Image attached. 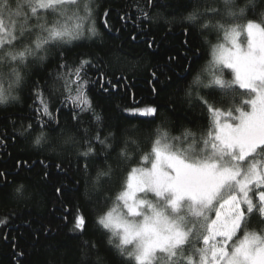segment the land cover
Listing matches in <instances>:
<instances>
[{
	"label": "trees",
	"instance_id": "16d2710c",
	"mask_svg": "<svg viewBox=\"0 0 264 264\" xmlns=\"http://www.w3.org/2000/svg\"><path fill=\"white\" fill-rule=\"evenodd\" d=\"M181 2L160 0V4L172 7L152 8L148 0H78L79 6L65 7L63 15L38 9L41 23L46 17L48 27L56 24L60 29L83 31L84 35L70 42H65L68 40L65 37L56 47L43 44L36 49L35 42L49 40V34L34 29L26 41L32 48L26 65H16L24 77L19 87L13 86L12 94L18 99L0 105V264H135L119 254L114 246L117 241L109 243L112 232L97 222L107 211L119 206L117 197L129 171L150 166L142 165L141 160L151 153L155 141L178 149L187 147L192 143V135L199 140L209 130L213 107L228 110L245 98L239 89L234 98L224 97L218 88L208 87L192 90L191 96L187 94L198 74L205 85L211 80L215 67L213 50L223 41L225 31L216 27L189 28L183 18L192 7L182 8ZM192 2L201 10L205 7L221 10L220 15L204 17L201 23L209 20L227 26L246 25L250 20L264 23L260 15L264 7L253 9L248 0H235V17L225 15L223 0ZM139 9L150 12L152 19H144ZM240 9H244L243 13ZM93 23L98 35L90 37L88 29ZM4 25L6 29L10 27L7 17ZM0 36L7 39L6 32ZM149 43L152 47H148ZM23 47L18 45L17 50ZM45 55L47 59L41 60ZM82 61L95 65L87 67L89 83L85 91L91 107L103 117L102 124L110 126L101 127L102 134L107 135L119 126L129 139L132 156L111 179L102 178L99 190L93 188L97 171L106 170L108 164L116 167L114 160L110 158L106 164L103 156L79 157L77 145L65 144L57 128L58 122L63 135H75L80 140V150H83V130L88 129L90 136L96 134L97 124L91 112L82 111L87 106L78 107L71 99L65 101L66 84L73 90L71 94H76L75 69ZM189 67L190 73L184 71ZM0 72L3 73L0 85L7 92L14 79L12 69L5 64ZM222 75L226 80L232 78L227 69ZM42 104L49 106L51 117L43 115ZM146 108L157 111L151 116L132 114L135 109ZM49 119L56 131L44 129L50 139L36 145L34 138ZM28 125H32L31 135L20 137L19 133ZM17 161H21L19 166ZM21 184L23 198H17L13 193ZM80 216L86 219L83 230L75 228ZM262 228L264 225L254 217L250 230Z\"/></svg>",
	"mask_w": 264,
	"mask_h": 264
},
{
	"label": "snow or ice",
	"instance_id": "6c2138e0",
	"mask_svg": "<svg viewBox=\"0 0 264 264\" xmlns=\"http://www.w3.org/2000/svg\"><path fill=\"white\" fill-rule=\"evenodd\" d=\"M223 3L225 15L235 17V0H223ZM248 3L253 9L264 7V0H248ZM148 4L152 8L172 7L160 4V0H148ZM70 5L78 7V0H0V33L7 34V39L0 36V68L9 65L14 77L7 92L0 85V105L18 99L12 94L13 86L19 87L24 77L16 65H26L32 52L26 41L30 40L34 29L46 30L52 42L38 40L36 49H41L43 44L56 47L65 37L68 38L65 42L83 37V31L67 27L60 29L56 24L48 27L46 17L41 23L38 9L63 15L62 9ZM180 7H192L183 18L189 28L223 29L228 40L226 46L221 45L213 51L215 67L209 83L203 84L198 74L189 85L187 94L191 96L192 90L208 87L218 88L224 97L234 98L239 89L243 90L240 94L245 98L228 110L213 107L209 130L199 140L192 135V143L187 147L178 149L166 142L155 141L151 153L141 160L142 165L150 166L132 168L117 197V203L122 202L126 211L116 214L114 207L97 222L104 229L111 230L109 243L117 241L114 246L119 254L134 260L135 264H264V228L250 230L254 217L264 225V23L251 20L246 26H227L219 21L212 24L211 20L201 23L202 18L220 15L221 10L215 7L201 10L198 5H193L192 0H182ZM243 11L240 9V13ZM88 12L90 15L91 9ZM139 12L144 19H152L150 12L143 9ZM260 15L264 17V12ZM5 17L10 22L7 29ZM88 32L90 37L98 35L94 23ZM241 36H244L243 41ZM18 45H24L23 49L17 50ZM148 47H152L151 43ZM40 59H47V55ZM87 67L95 65L82 61L75 69L76 94L73 96V90L66 84L68 95L65 101L71 99L78 107L87 106L82 111L91 112L97 124L96 134L90 136L89 130L84 129L83 150H80V140L75 135H63L58 122L57 128H60L65 144L77 145L79 157L103 156L106 164L110 158L114 160L116 167L108 164L106 170L98 169L93 188L99 190L102 178L111 179L119 166L129 162L132 156L129 139L119 126L115 131H108L107 135L102 134L101 127L110 126L102 124L103 117L95 112L86 98ZM225 69L231 73L230 80L223 78ZM191 70V67L184 69L188 73ZM160 74L163 75V70ZM57 78H61L59 74ZM156 111L148 108L143 114H155ZM42 112L46 117L52 115L47 104H42ZM44 129L56 131L51 119L35 136L33 142L36 145L49 141V133ZM32 130V125H28L19 135L27 138ZM13 131L15 139V127ZM20 163L17 161L18 166ZM47 175L45 172L44 176ZM23 187L19 185L13 195L23 198ZM85 227V217H78L75 228L83 230Z\"/></svg>",
	"mask_w": 264,
	"mask_h": 264
},
{
	"label": "rangeland",
	"instance_id": "374dc122",
	"mask_svg": "<svg viewBox=\"0 0 264 264\" xmlns=\"http://www.w3.org/2000/svg\"><path fill=\"white\" fill-rule=\"evenodd\" d=\"M257 23H258V22H257ZM245 26H246V25H245ZM240 39L243 41V40H244V36H241ZM227 43H228V40H227V38H226V34H224L223 41H222L220 44H218V45L216 46L215 49H217V48H218L219 46H221V45L226 46ZM213 51H214V50H213ZM212 58H213V54H212ZM146 109H148V108H146ZM146 109H135V110L132 111V114H133V113H136L137 116H151V115H154V114L144 115L143 113H144V111H145ZM115 208L117 209V213H116V214H120V213L126 211V210L123 209V207H122V202H120L119 206H117V207H115ZM110 231H111V230H110Z\"/></svg>",
	"mask_w": 264,
	"mask_h": 264
}]
</instances>
